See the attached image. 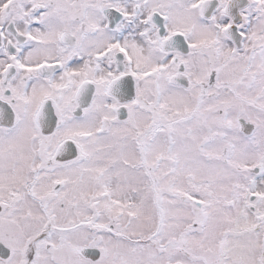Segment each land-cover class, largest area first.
Instances as JSON below:
<instances>
[{
  "label": "snow or ice",
  "instance_id": "1",
  "mask_svg": "<svg viewBox=\"0 0 264 264\" xmlns=\"http://www.w3.org/2000/svg\"><path fill=\"white\" fill-rule=\"evenodd\" d=\"M0 264H264V0H0Z\"/></svg>",
  "mask_w": 264,
  "mask_h": 264
}]
</instances>
